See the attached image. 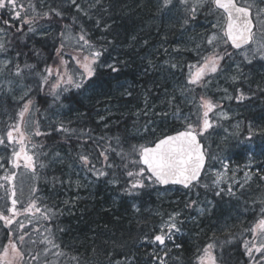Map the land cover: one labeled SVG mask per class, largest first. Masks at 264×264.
I'll return each mask as SVG.
<instances>
[{"label":"snow or ice","instance_id":"snow-or-ice-1","mask_svg":"<svg viewBox=\"0 0 264 264\" xmlns=\"http://www.w3.org/2000/svg\"><path fill=\"white\" fill-rule=\"evenodd\" d=\"M111 8V0H0V98L10 97L18 106L15 116L4 109L5 129L0 133V147L10 153L0 155V169L4 170L0 176V189L4 190L0 196V264H81L79 255L70 256L57 242V233L65 231L59 227L64 208L46 204L36 187L40 180L38 169L55 171L57 166L66 167L67 172L45 177L44 182L53 189L57 185L88 188L103 178L118 188L121 196L133 201L130 207L134 215L140 214L142 208L135 201L158 186L179 185L186 190L183 206L180 200L172 201L177 207L171 212L144 209L160 218L159 225L134 241L144 249V264H179V258L171 253L182 247L176 239L183 226L198 225V218L215 208L212 200H199L197 188L213 191L217 198L227 196L254 212L259 205L257 219L242 229L240 236L250 237L242 240L248 264H264V170L257 167L253 171L249 163L238 180L240 168H230L228 157L211 154L202 142L210 130L222 127L221 120L230 118L220 101L208 95L211 85L225 93L221 99L238 104L264 98V85L257 83L253 88L250 74L244 71L254 62L264 64V0H157V14L175 19L181 41L185 36L187 40L175 44L171 52L161 45L168 59L159 65L153 58L159 49L142 57V75L168 72L175 76L179 72L184 80L172 92L165 89L163 98L152 97V88L145 90L143 106L123 121L128 125L131 120L130 127L114 135H109L112 128L108 118L96 109H92L97 112L96 119L89 112H77L75 120L63 118L65 110L72 111L64 101L88 91L108 97L103 103L111 115L107 108L111 95L104 91L101 71L111 77L127 65L119 55L111 54L117 47L114 38H107L112 28L106 22L111 18ZM217 13L219 17L208 22L204 31L195 32L201 15L207 20ZM189 29L195 34H189ZM96 30L102 35L94 40L92 32ZM135 42L133 36L128 46L133 47ZM184 52L194 53V62H185ZM221 80L234 87V93H229L228 88L220 89ZM110 87L120 90L121 98L136 99L127 82L117 80ZM197 89L201 90L198 102L194 95ZM37 91L48 105L43 112L33 99ZM181 103L194 106V122L193 113H183ZM169 117L181 121L183 130L156 136L157 119L166 121ZM41 119L47 122L45 131H41ZM93 122L103 126V135L87 126ZM116 127H120L119 122ZM234 127L237 131L231 135L238 138L240 124ZM247 133L243 141L237 139V147H251L246 142L264 135V129L254 130L249 122ZM36 137L55 139L49 145L35 143ZM137 139L144 143H133ZM58 145L67 150H60ZM46 148L48 151H44ZM247 154L251 160L253 153ZM209 160L220 167L209 164ZM21 170L32 180L26 203L19 198L15 183ZM254 183L256 194L245 199ZM22 191L21 188V194ZM79 199L76 196L62 203L75 206ZM193 211L196 215H191ZM233 227L227 222L221 224L219 230L226 239L219 240L213 233L211 242L197 249L196 264H230L225 252L238 238L231 231ZM113 245V250H105L107 264H139L140 258L132 253L121 251L122 258L115 259V241ZM118 247L123 249L124 245ZM96 253L93 247L91 255Z\"/></svg>","mask_w":264,"mask_h":264},{"label":"trees","instance_id":"trees-1","mask_svg":"<svg viewBox=\"0 0 264 264\" xmlns=\"http://www.w3.org/2000/svg\"><path fill=\"white\" fill-rule=\"evenodd\" d=\"M130 0H111L112 8H111V18H106V22L112 25L111 30L107 34V38L109 40L115 39L116 40V50L111 51V54L113 56L119 55L121 59H124L127 61V65L122 68L121 72L118 75H113L111 77L108 76V74L104 71H101V77L104 83V89H106V93H110V95H113L114 92H112L111 85H114L116 81L120 80H127L130 84V90L133 91V96L136 97V99H128L127 97L121 98L120 96L111 97L110 102H120L121 104H127L123 106V112L121 115L116 114L115 116L112 115L108 117V123L110 124L112 131L109 132V135H114L117 132L123 134V129L125 127H130L131 120H129V124L125 125L123 121L128 118L129 114L132 112L131 110L126 111L129 107V104L134 103L137 105H140L142 103V93L147 90L148 83L150 82V76L147 77H141V68L139 58L141 56L138 54H131L129 50H134L133 48L139 46V42L142 35L147 36L149 34L148 30L144 29L141 30V34L136 40L134 47H128L130 43V39L132 38L133 34L135 35L138 33V29H141V25L145 23V16L139 14V10H132L127 11L126 5L128 4ZM219 17V13L215 14L214 16H208L207 20L210 19H217ZM199 19H205L203 15L199 17ZM206 20V19H205ZM89 28H91V25H87ZM176 33H174L173 37ZM102 33L98 30L92 32V38L95 40L98 38ZM126 45L125 47H122ZM144 50V49H143ZM145 51V50H144ZM140 53V52H139ZM189 58L194 61L195 54L189 53ZM254 88V86H253ZM155 89V88H154ZM153 89L151 95L152 97L159 96L155 94V90ZM160 90V89H159ZM234 90V88H233ZM86 93V92H85ZM83 93L79 96H72L70 100H65L64 103L68 104L72 111L68 112V115L64 117V119H72L75 120L77 118V112L83 113V112H89L90 116L93 119H96L97 116L94 114L95 111L92 109H95V103L91 102L90 100H85L86 95ZM194 95H198L197 92L194 93ZM43 94L40 92H34L33 93V99L35 100V103L37 107L41 109L43 112L48 105L44 102L42 99ZM94 97V93L91 92L90 98ZM106 99L103 98L102 103L100 105L102 106L103 101H106L108 99L107 96H104ZM5 103H3L2 111L0 112L1 117V127H0V133H2L5 129V125L3 121L6 119L4 116V109L7 108L8 112L11 113L13 116H15V109L18 107L15 105L10 97H4L3 98ZM51 98L49 97V102ZM260 100L262 104H264V99L257 98L253 100H246L245 103H251L252 101H258ZM91 102V103H90ZM194 108V106H192ZM191 109V107H189ZM126 111V112H124ZM195 115V112H193ZM196 116V115H195ZM117 122L120 123V127L117 128L116 124ZM163 128L162 131L160 130V135L171 133L174 131L179 130L180 128H183V125L179 121H173L170 122L169 126H165L164 124H159ZM89 127H92L96 130L97 134L103 135V132H101L102 125H97L96 123H90L87 125ZM165 126V127H164ZM262 126V125H261ZM48 125L47 122L41 119V131H45L47 129ZM157 135L156 136H160ZM55 137L53 138H45V137H36L34 139L35 143H47L51 145L54 141ZM148 139H152V137H149ZM133 143H144L143 140L137 139L133 141ZM60 150L66 151V146L64 145H58ZM44 151H48V149H44ZM10 153L7 151V155ZM43 159V158H42ZM45 163L47 161L45 160ZM7 167V165H6ZM38 172L40 173V180L36 183V187L39 189L38 195L45 198L44 202L48 204L49 206L53 203H56L58 206L63 207V201L65 199V193L68 188L67 185L61 187L57 185L55 189L52 188L51 184L45 183V177H51L53 175H61L62 172H64L62 166H57L55 168V171L53 169L49 168L46 170H40L38 169ZM23 174V171L21 170L18 175ZM4 175V170L0 169V176ZM17 181V179H16ZM15 181V183H16ZM105 180L101 178L99 181V185L97 186V189L94 190V193L91 195V197L88 200H78L76 207L73 211H70L69 214L65 213L62 217L59 219V227H62L65 229L63 233H57V242L62 245L64 250L69 253V255H79L81 257V264H88L90 262H99L101 260H105L106 258V252L105 250H113L114 245L113 241H115V251H114V257H121V251L125 253H134V249L136 247V244L134 241L138 240L140 237V231L144 230L145 228L149 232L150 228L153 226L151 224V221H149L146 216H140V214L131 215L133 213V210L130 207V204L133 202L130 198H126L121 196L119 189L114 188L110 185V188L106 189L105 192H102L101 184ZM16 186H18L16 184ZM158 188V187H157ZM179 189V188H177ZM18 190V187H17ZM155 191V190H154ZM154 191H149L145 193L139 200L136 201V203L141 204L143 206V202L146 199V195H150V197H155ZM195 191H198L200 195H206L212 199H214L217 203V206L215 210L204 219V223L202 225H198V227H195L192 229L197 235L193 239V245H195L194 252L191 256L193 260L196 262L195 258L197 255V249H202L204 245L211 242V238L213 237V233H215V236L219 240L226 239V236L221 231H217L215 229H207L208 227H211L213 225L218 224V227H220L221 223V217H219V203H221V198L215 197L213 191H206L203 188H197ZM73 193V192H72ZM4 195V190L0 189V196ZM29 198V197H28ZM27 199H22L25 203L27 202ZM156 198V197H155ZM184 198L180 200L181 205L183 206ZM259 211V205L256 206L255 212L249 208V216L250 220L246 222L242 227L240 226L243 224L242 222L234 228L231 229V231L237 235V240L231 245L227 247V250L225 252V255L229 258L230 264H248V258L244 255V250L242 247V240L244 238H250L245 234V236H240V233L242 229L249 227L251 223H253L257 219V214ZM142 212V208H141ZM218 220V221H217ZM138 221H142L143 224L138 225ZM156 225H158L159 220L156 219ZM221 223V224H220ZM124 245L123 249H120L118 246ZM95 247L97 249V253L93 257L91 255L92 248ZM257 257L259 256V253L255 254ZM69 264H72L71 261H69ZM96 264V263H95Z\"/></svg>","mask_w":264,"mask_h":264},{"label":"rangeland","instance_id":"rangeland-1","mask_svg":"<svg viewBox=\"0 0 264 264\" xmlns=\"http://www.w3.org/2000/svg\"><path fill=\"white\" fill-rule=\"evenodd\" d=\"M136 9L139 10L140 15L145 16L146 27L144 29L148 30V32H149V34L147 36L142 35L140 42H139V47H141L145 50L144 54L141 55L140 57H138L139 61L141 62L140 65L142 66V68H141V70H142L143 64H144L142 57L146 56L147 54L154 53V52H156L157 49H159L160 50L159 54L155 55L153 57L156 60L157 64L159 65L161 62L168 59V56L163 54V50L161 48V45H163L164 48H168L169 51L171 52V49L175 44L186 43L187 37L185 36L184 40L181 41V39H180L181 32H180V28H179V23L175 19H170L167 16L157 14V0H130L128 2V4L126 5V10L129 12V11L136 10ZM215 20L216 19H210V20H205V19L200 20L199 19L197 24L194 26L195 32L198 33V32L204 31L208 22L215 21ZM144 29H142V28L138 29V33L136 35H135V33L133 34V36L136 37V40H138V38L141 34V30L143 31ZM175 29L178 30L177 31L178 32L177 37L176 36L173 37L174 33H176V31H173ZM189 34H195V33L192 31V29H189ZM145 40L148 41L147 45L144 44ZM130 41H131V39H130ZM125 46L126 45H124L122 47H125ZM187 46L192 47L191 44H188ZM188 53H191V52L182 53L183 60L185 62H194L193 60H191V58H189L190 55ZM173 55H175V53H173ZM180 58H181L180 56H177V59H180ZM194 60H195V58H194ZM254 70H256L255 74L264 75V64H262L260 62H254L253 65L244 68V71L250 74V78H249L250 83L253 81L252 80V78H253L252 73ZM140 73H141V77H144L142 75V71ZM156 76H159V77H156ZM151 78H152L153 82H155V83L157 80L159 82H162V86H158V89L155 88L156 84L153 85L150 83L152 81H150L148 83V88H152V89L155 88L154 89L155 94L159 95L160 98L164 97L165 89H167L169 92H172L174 87L179 83H183V80H184V76L181 75L179 72H177V74L175 76H172L168 72H163L160 75H152L151 74ZM254 79H256L254 81L255 83H251L252 87L254 86V88H255L257 83L264 84L263 79H261V78L258 79L257 77H254ZM120 82H127V85L131 87V84L127 80H120ZM210 87H211V91L208 93V95L212 96L214 101H217V100L220 101L224 110L226 112H228L230 118L227 120H221L220 121V124L222 125V127H216L214 130H210L209 133H207L205 135V138L203 139V143L208 147V151L211 154H213V155L219 154L221 156L228 157L230 168H236V167L240 168V171L237 172V176H236V178L239 180V179L243 178V173H244V171L247 170L244 167L245 165L250 163L252 165L253 171H255V169L257 167L262 169V167L264 166L263 161L261 160V158H262L261 150L263 148L261 147V143H260L262 140H264V135H256V136H254V138L251 142H246V143L251 144V147H247V150L249 152L253 153L251 160H249L248 154L245 157L242 154L235 153V150L239 148V147H237V139H239L241 141L244 140V137H246L248 134L247 133V125L249 122H251V120H249L247 118H241L240 115L246 114L250 108L248 107V105H244V104H247V103H245V101L243 103L238 104L235 100L221 99L222 97L225 96V93L222 90H218L217 86L215 84L211 85ZM219 87H220V89L228 88L229 93H234V90H233L234 87L229 86V84L225 83L223 80L220 81ZM148 88H146V89H148ZM119 91L120 90H112V92H114V94L111 95V97L113 98L115 96H119ZM196 92L198 94V95H196L197 102H198V97L201 94V90L197 89ZM90 94H91L90 91L85 93V95H86L85 100L88 101L91 99L90 101L92 103L93 102L95 103L94 104L95 109L97 111H99L100 114L105 115L107 118L112 116V115L115 116L116 114H119L122 116V114H121L123 112L122 108L124 105H127L126 103L123 105L118 101L117 102H109L107 104V108L109 109V111L111 113V115L109 116V112L105 111L106 105L103 104L101 106L100 103L99 104L97 103V100H100V101L103 100L102 99L103 96H97L94 94V97L90 98ZM3 98H0V112L2 111L3 103H5ZM104 99H105V97H104ZM141 100H142V103L140 105H137L134 103L129 104V107L127 108L126 111L131 110L133 112V111H135V109L137 107H142L143 106V97L141 98ZM192 106L193 105L184 104V103L180 104L181 110L185 114H188L190 112L191 113L195 112V109L192 108ZM189 107H191V109H189ZM126 111H124V112H126ZM94 114L97 116L96 111L94 112ZM67 115H68V111L65 110L63 118ZM211 115L212 114H210V116ZM195 119H196V116L193 114L192 115V121L194 122ZM213 119H216V117H214ZM173 121H176V120L172 119L171 117H169L166 121H161V120L157 119V122H156L157 132H156V134L160 135V130L162 131V129H163V128H160L161 126L159 124H164L165 126H169L170 122H173ZM179 122H181V121H179ZM237 123L240 124V135L238 138L233 137L231 135L233 132L237 131V129L234 127ZM181 124L183 125L182 122H181ZM251 124H252L254 130L264 129V127L261 125H258L257 122H251ZM0 127H1V117H0ZM225 129H227V131H225ZM224 137H227V140H224L223 139ZM233 152L236 154L235 156H233V154H232ZM0 155L7 156V151L5 149H3L2 147H0ZM208 163L214 165L216 168L220 167V165L218 163H216L215 161L209 160ZM62 167H63L64 172H67V168L64 166H62ZM229 175H231V172H229ZM73 179H75V177H73ZM98 182L92 184L88 188H81V189H76L75 187H69L68 186L66 193L64 194L66 196L65 199H73L74 197L79 196L80 197L79 200H88L91 197V195L94 193V190L98 185ZM16 184L18 185L17 187H18L19 198L21 200L23 198L27 199L29 197V189L32 186V180H31L30 175H28L24 172H23V174L18 175ZM222 187H226V185H222ZM21 188L23 189L22 194L20 193ZM256 191H257V189H256V185L254 183L252 185V192L250 194H248V196H246L245 199H248L249 196H251V195H255ZM176 193L183 194L184 199H186V190L177 189V187H166V188L158 187L154 191V195L157 198L159 204L168 203L172 200H178V199H174V197H173ZM193 198H195V197H193ZM199 200L202 202H206L207 200H212L215 203V208L217 206L216 201L214 199L206 196V195H200ZM221 202L222 203L219 205L218 208L220 211L219 217L221 215V211H224V213L222 214V217H221V221L224 220L223 223L227 222L230 225L236 226V225L240 224L247 216H249V208H245L243 204H238L235 200H230V198L227 196H224L221 199ZM77 204L78 203L76 202L75 206L63 205L64 213L69 214L70 211H73L75 209ZM215 208L213 209V211L215 210ZM167 213H168V211H167ZM193 213H194V215H196V213L194 211L192 212V214ZM210 214H208L204 217H207ZM131 215H134V213H132ZM204 217L198 218V224H199L200 219H202ZM159 223H160V220H159ZM159 223H158V225H159ZM243 225L244 224H241L240 226L242 227ZM195 227H198V225L193 224V223H186L183 226L182 234H178V237L176 239V243L181 244L182 247L180 249H173L171 255L173 257L179 258V264H196V262L193 260V258H189L187 256L188 251L190 253L191 250L195 249V245H193L194 244L193 239L197 234L194 231H192V229ZM215 230L220 231L219 228H215ZM183 240H187L186 243L188 241L193 243L187 252L185 251L186 247H185V243ZM181 241H182V243H181ZM169 247H171V244H169ZM133 251H134L133 254L137 255L139 258L142 257V259L139 260V264H144V261L142 263V260L144 257V249H142L136 245V247ZM117 259H121V258L118 257ZM95 263L96 262H93V263L90 262L88 264H95Z\"/></svg>","mask_w":264,"mask_h":264},{"label":"bare ground","instance_id":"bare-ground-1","mask_svg":"<svg viewBox=\"0 0 264 264\" xmlns=\"http://www.w3.org/2000/svg\"><path fill=\"white\" fill-rule=\"evenodd\" d=\"M165 20V19H164ZM168 20V19H167ZM166 21V20H165ZM141 27H142V29H144L145 27H146V21H145V23L143 24V25H141ZM173 31H176V34H175V36L177 37V29H175V30H173ZM172 31V32H173ZM134 47V46H133ZM127 48H129L130 49V47H127ZM134 50H129V52L131 53V54H138V55H143L144 54V50H143V48H141V47H139L138 45H137V47H135V48H133ZM140 52V53H139ZM189 54V53H188ZM255 72H256V70H254L253 71V73H252V75H253V78H252V82L251 83H255L254 81L256 80V79H254V77H257L258 79L259 78H261V79H263L264 80V75H262V74H255ZM156 77H159V76H156ZM150 81H152L153 82V80H152V78H151V76H150ZM152 82H150L151 84H153ZM156 85H158V86H162V82H159L158 80L156 81V83H155ZM155 84H153V85H155ZM262 85H264V84H262ZM155 88L156 89H158V87H156L155 86ZM104 91H105V93L107 92L106 91V89H104ZM161 91V90H160ZM104 98V96L102 97V99ZM101 99V100H102ZM106 99V98H105ZM244 105H248V107L250 108L249 110H248V112L246 113V114H242V115H240V117L241 118H247V119H249V120H251V122H257L258 123V125H262L263 127H264V104L262 105V103H261V101L259 100V101H252L251 103H247V104H244ZM253 105V106H252ZM261 147L263 148L262 150H261V153H262V158H261V160L263 161V164H264V140H262L261 142ZM249 151L247 150V147H245V146H240L238 149H236L235 150V153H239V154H242V155H244L245 157H246V155H247V153H248ZM234 152L232 153L233 154V156H235L236 154H235ZM262 170H264V166L262 167ZM98 185H99V182H98ZM97 185V186H98ZM101 187H102V192H105L106 191V189H108V188H110V185L106 182V181H104V182H102V184H101ZM97 189V187L95 188V190ZM174 199H178V200H181L182 198H184V195L183 194H181V193H176L174 196ZM172 201H175V200H172ZM172 201H170V202H168V203H163V204H159V202H158V200H157V198H155V197H150V195H146V199H145V201L143 202V206H142V212H141V214H140V216H146V218L149 220V221H151V224L154 226V225H156V219H158V220H160V218L159 217H157V216H155V215H152L150 212H146V211H144V209H153V210H156V209H158V210H160V211H162V212H164V213H167V211L168 212H170V211H172V210H175L176 209V205L175 204H173L172 203ZM222 203V202H221ZM221 203H219V205L221 204ZM180 206L182 207V205L180 204ZM224 213V211H221V215ZM186 215H187V213H186ZM191 215H194V213L192 214L191 213ZM250 217L251 216H247L243 221H242V223L243 224H245L246 222H248L249 220H250ZM206 217H204V218H202V219H200V221H199V224L198 225H202L203 223H204V219H205ZM218 221V220H217ZM224 222V220H222L221 221V223H223ZM218 227V224H216V225H213V226H211V227H208L207 229H215V228H217ZM145 232H148L147 231V229L145 228L144 230H142V231H140V236L143 234V233H145ZM184 241V243H185V251L187 252L189 249H190V247H191V245L193 244V243H191V242H187L186 243V241L187 240H183ZM181 243H182V241H181ZM193 252H194V250H191L190 251V253H189V251H188V254H187V256L189 257V258H191V256H192V254H193ZM115 259H117L118 257H114ZM144 258V257H143ZM105 260H101V261H99V262H96L97 264H107V259L106 258H104ZM140 259H142V257H140ZM142 263H143V260H142Z\"/></svg>","mask_w":264,"mask_h":264},{"label":"flooded vegetation","instance_id":"flooded-vegetation-1","mask_svg":"<svg viewBox=\"0 0 264 264\" xmlns=\"http://www.w3.org/2000/svg\"><path fill=\"white\" fill-rule=\"evenodd\" d=\"M261 99H264V98H261Z\"/></svg>","mask_w":264,"mask_h":264},{"label":"water","instance_id":"water-1","mask_svg":"<svg viewBox=\"0 0 264 264\" xmlns=\"http://www.w3.org/2000/svg\"><path fill=\"white\" fill-rule=\"evenodd\" d=\"M172 134H174V133H172ZM168 186V185H167Z\"/></svg>","mask_w":264,"mask_h":264}]
</instances>
